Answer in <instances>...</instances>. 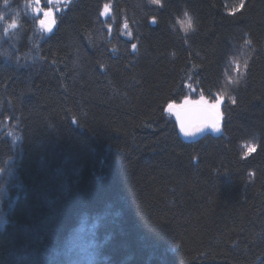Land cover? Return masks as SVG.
Masks as SVG:
<instances>
[{
  "label": "trees",
  "instance_id": "obj_1",
  "mask_svg": "<svg viewBox=\"0 0 264 264\" xmlns=\"http://www.w3.org/2000/svg\"><path fill=\"white\" fill-rule=\"evenodd\" d=\"M27 2L0 0V264H264V0H75L46 36ZM189 82L220 137L166 114Z\"/></svg>",
  "mask_w": 264,
  "mask_h": 264
},
{
  "label": "rangeland",
  "instance_id": "obj_2",
  "mask_svg": "<svg viewBox=\"0 0 264 264\" xmlns=\"http://www.w3.org/2000/svg\"><path fill=\"white\" fill-rule=\"evenodd\" d=\"M75 0H53V3L49 4L48 3V0H40V3L39 5H37L35 3V0H28V9H29V12H30V15L34 18L35 20V23H36V31L39 32V34H42L43 36H46V35H50L51 33H48L46 32L45 30H43L39 23H38V20L43 18V10L47 9V8H51L53 10V19L56 21V24L54 26V29L53 31L56 29V25H57V16L62 13L64 10L67 9V7ZM39 6L41 9H42V12H41V15L40 16H37L34 12H33V9L35 7ZM105 12V7L103 8L102 10V13ZM111 17V8L109 7L108 8V11L105 15H102V19L104 21H106L107 19H109ZM111 30V29H110ZM129 32L130 30L127 28L124 27V25L122 26L121 28V36H123L124 38H127L128 40L131 39V36H129ZM131 33V32H130ZM243 55L240 54V55H237L235 56V58H233L231 60V62L229 63V68L227 70V72H230V75H232V80L231 81H227L228 78L225 80L227 82V85L230 84H233L235 82V80L241 76L243 74V71H244V59L242 58ZM237 65H239V70H237ZM224 85H225V82H224ZM189 88H188V93H187V96H186V99L192 101V104H196L197 101H200L201 98L203 97V101L204 103H202V105H206L213 113L214 115H219V120L220 121H223L224 120V116H223V108H224V105H225V101H226V98L224 96V94H219V95H216L214 96L212 99H207L204 95H202L195 87L194 83H191L189 82L188 84ZM226 86V85H225ZM183 102L182 101L180 104H176L178 106V108H180L179 106L183 105ZM212 105H218V108H212L211 106ZM1 126V125H0ZM220 128L222 129V126H220ZM3 130V129H2ZM2 132V131H1ZM15 132L13 131L12 129V125H10V127H6V135L10 136L13 135ZM252 144H246L243 148L245 150V152L247 151V147L246 146H251ZM84 230V228H80L79 230V238H78V241L83 239V233L82 231ZM82 233V234H81ZM75 245V244H74ZM75 249L74 251L75 252H80L82 246L81 244H76L75 246Z\"/></svg>",
  "mask_w": 264,
  "mask_h": 264
},
{
  "label": "snow or ice",
  "instance_id": "obj_3",
  "mask_svg": "<svg viewBox=\"0 0 264 264\" xmlns=\"http://www.w3.org/2000/svg\"><path fill=\"white\" fill-rule=\"evenodd\" d=\"M150 2L152 4L163 6V0H150ZM35 3L37 5H39L40 0H35ZM48 3L49 4L53 3V0H48ZM104 7H105V12L102 13V15H105L107 13L109 5H105ZM243 8H244V0H240L239 5L237 7H235L231 11L230 14L235 15L236 12L243 10ZM33 12L37 16H40L42 9L39 6H37L33 9ZM42 14H43V18L38 20L40 27L43 30H45L46 32L52 33L54 26L56 24V21L52 18L54 15L53 10L51 8H47V9L43 10ZM152 22L153 23L156 22L155 18H152ZM177 23L181 26V28L184 30L185 33L189 32L190 30H194L193 19L187 12L184 13V19H178ZM16 27H17V24H16L15 20L8 23V25H7L8 29H13ZM124 27L125 28L128 27L126 22H125ZM6 31H7V29H6ZM129 36H131L130 32H129ZM136 47H137V45L135 43L131 44V48L133 50H135ZM237 70H239V65H237ZM191 103H192V101L185 99L183 102V105H181L179 107L184 108V107H187L188 105H190ZM202 103H204L203 97L201 98L200 101L196 102V104H202ZM233 103H235V100H233ZM211 107L215 109V108H218V105H212ZM174 109L177 110L176 116L180 122V129L186 136H191V135H194L196 132H201L206 127H211L214 131H217V132L220 131V123H219V115L218 114L217 115H211V114L207 115L205 118V121L201 125H199L193 129L192 127L186 125L184 119H182L180 117V111L178 109V106L174 102L167 104V110L169 113H171ZM246 147H247V151L244 154V158H247L248 156H250L251 154H253L257 151L256 145H251V146H246Z\"/></svg>",
  "mask_w": 264,
  "mask_h": 264
},
{
  "label": "water",
  "instance_id": "obj_4",
  "mask_svg": "<svg viewBox=\"0 0 264 264\" xmlns=\"http://www.w3.org/2000/svg\"><path fill=\"white\" fill-rule=\"evenodd\" d=\"M180 111V117L184 119L186 125L192 127L193 129L199 125H201L204 121L207 115L211 114L214 115V113L206 106L202 104H195L192 107H188L185 109L178 108ZM176 109H174L171 113L172 116L176 118L177 122V128L179 132L180 138L186 142V143H195L198 141H201L207 136H213V137H220L222 135V129L220 128V131H214L211 127H206L201 132H196L194 135L186 136L180 129V122L177 119L176 116ZM220 126H223V121H220Z\"/></svg>",
  "mask_w": 264,
  "mask_h": 264
},
{
  "label": "bare ground",
  "instance_id": "obj_5",
  "mask_svg": "<svg viewBox=\"0 0 264 264\" xmlns=\"http://www.w3.org/2000/svg\"><path fill=\"white\" fill-rule=\"evenodd\" d=\"M123 25H125V23H123ZM186 99V97L182 100V101H184ZM181 101V102H182ZM180 102V103H181ZM180 103H178V104H180ZM195 104H190V105H188L187 107H184V108H181V109H185V108H188V107H192V106H194ZM166 114H168L169 115V112H168V110H167V108H166ZM171 115V114H170ZM172 116V115H171ZM172 118H173V121L175 122V124H176V126H177V122H176V118L174 117V116H172Z\"/></svg>",
  "mask_w": 264,
  "mask_h": 264
},
{
  "label": "clouds",
  "instance_id": "obj_6",
  "mask_svg": "<svg viewBox=\"0 0 264 264\" xmlns=\"http://www.w3.org/2000/svg\"><path fill=\"white\" fill-rule=\"evenodd\" d=\"M3 3L5 6H7L9 3V0H3ZM4 17H5V13H0V20H3ZM13 20H15V19H13Z\"/></svg>",
  "mask_w": 264,
  "mask_h": 264
}]
</instances>
